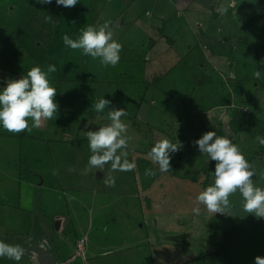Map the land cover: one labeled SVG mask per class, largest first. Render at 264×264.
<instances>
[{
	"label": "rangeland",
	"instance_id": "rangeland-1",
	"mask_svg": "<svg viewBox=\"0 0 264 264\" xmlns=\"http://www.w3.org/2000/svg\"><path fill=\"white\" fill-rule=\"evenodd\" d=\"M228 2L233 7L220 15L217 7ZM260 4L79 0L74 8H63L55 2L0 0V87L34 66L47 70L55 64L50 80L65 106L32 131L0 128V239L25 249L21 261L3 257L0 264H38L36 241L65 264H255L257 256L264 257V218L243 210L239 191L220 215L197 203L198 194L214 183L216 162L193 145L216 131L238 144L248 159L264 153L256 140L264 136ZM149 20L163 23L149 32ZM105 22L122 44L116 66L65 46V34L76 38L87 25ZM104 96L111 101L109 109L127 112L122 120L128 125L129 160L136 164L132 171L112 172L110 163L102 169L88 165L87 131L110 123L108 109L96 113L93 107ZM64 97L74 104L66 107ZM50 123L66 134L53 151L57 170H46L50 187L55 172L61 185L36 191L38 169L44 171L49 161L44 143L52 140L45 126ZM164 138L183 147L172 153L171 170L161 173L148 153ZM27 156L43 164H26ZM251 165L254 183L264 188V157ZM147 169L155 175L147 176ZM112 177L115 186L106 183ZM28 180L35 190L24 185ZM210 232L217 237L216 247Z\"/></svg>",
	"mask_w": 264,
	"mask_h": 264
},
{
	"label": "clouds",
	"instance_id": "clouds-1",
	"mask_svg": "<svg viewBox=\"0 0 264 264\" xmlns=\"http://www.w3.org/2000/svg\"><path fill=\"white\" fill-rule=\"evenodd\" d=\"M42 5L52 4L63 8H74L79 0H38ZM232 3H222L216 11L227 15ZM50 19V17H49ZM63 41L66 47L82 50L83 55L99 59L104 66H116L121 59L122 44L114 38L109 22L99 27L87 25L76 38L65 34ZM57 71L55 64L43 70L37 65L30 68L26 75L19 79H8L6 85L0 87V128L9 132L20 133L32 131L42 126L45 120L55 118L58 112L56 102L57 90L52 85L50 75ZM261 72H256L259 80ZM111 101L99 98L94 102L96 113L107 115L110 123L99 124L98 130L87 131V140L91 155L88 160L90 168L102 169L111 164L112 172H125L135 169L134 161L129 160L127 136L128 125L122 120L127 115L124 108L109 109ZM31 121V124H30ZM257 142L264 145V136H257ZM180 145H182L180 143ZM199 151L207 155L210 161H215V180L196 197L197 203L204 205L209 212L225 213L231 207L229 197L239 191L243 197V210L257 218H264V188L254 183L257 174L241 151L240 146L227 136L218 135L216 131H208L198 140ZM183 147V145H182ZM182 147L164 138L154 143L148 156L158 165L161 173L171 170L172 153ZM147 176H153L152 169H147ZM109 186H115V177L106 180ZM195 212L198 214L200 208ZM25 254L22 245L12 244L0 239V258L19 262ZM255 264H264V257L257 256Z\"/></svg>",
	"mask_w": 264,
	"mask_h": 264
},
{
	"label": "crops",
	"instance_id": "crops-1",
	"mask_svg": "<svg viewBox=\"0 0 264 264\" xmlns=\"http://www.w3.org/2000/svg\"><path fill=\"white\" fill-rule=\"evenodd\" d=\"M251 2H253V1H251ZM258 2L259 3H262V4H260V5H262V6H264L263 4H264V0H258ZM199 7H201V6H199ZM147 15L148 16H150L148 13H147ZM246 15H249V17H251V15H253V14H246ZM255 15H257V14H255ZM140 20V19H139ZM139 20H137L136 22H135V25L136 26H138L139 25ZM163 22H162V20L161 21H159L158 22V24H156V22H154V20H149L147 23H146V26H145V28H146V30H148L149 32H151V31H153L154 32V30H155V28L156 27H158L157 25H160V24H162ZM136 28H139V27H136ZM145 30V31H146ZM63 93H65L66 94V92H64L63 91ZM62 93V94H63ZM64 94V96H66ZM65 99H66V101H63V102H66L65 104L67 105L66 107H68V106H70V105H73L74 104V102H73V100H72V98H69V97H64ZM56 99V102L58 103V112L56 113V115H59L60 113H62V112H64V111H62V110H64V109H60L61 107H65V106H63V105H60L61 104V102H62V97H59V98H55ZM60 111H62V112H60ZM44 124H45V122H44ZM44 124H42V125H44ZM46 126V131H48L50 134H52V137H51V141H48L47 143H44V144H48V146H47V150L45 151V155H47V156H49V161L47 162V163H45L46 164V167L44 168V171L42 170V169H38V174H40V175H38V178H39V181H38V186H37V188H40V189H36V191H41V189L43 188V187H49V188H51V189H56V190H58V187H59V189H60V185H61V181L59 180V179H62L61 178V176H60V174L57 172H55V177H56V179L54 180L55 182L53 183V186L51 185V187H50V185L48 184V181H50V179H49V175H48V172L50 171V168H53V170H57V168H58V163H59V161H58V158H57V156H55V154L53 153V151H54V149L55 148H57V147H60L61 148V140H62V137L64 136V135H66L65 133H63L60 129H58L57 128V124L55 123H50V124H46L45 125ZM33 130V129H32ZM64 132H66V131H64ZM63 133V134H62ZM45 137H47L46 135L43 137V140H44V138ZM16 138V137H15ZM28 140V139H27ZM30 142H28V143H30V144H33V142H32V140H29ZM43 142V141H42ZM16 143V142H15ZM14 143V144H15ZM18 144H20L21 146H22V148L21 149H23V147H24V143H18ZM12 145H13V142L12 141H10L7 145H6V147H5V149L6 150H8V148H10V147H12ZM35 147V146H34ZM49 147V148H48ZM55 151H57L56 149H55ZM60 153V152H59ZM28 155H33V153H28ZM61 155V154H60ZM26 157V156H25ZM24 157V158H25ZM7 158H9V161L8 162H12L13 161V157H7ZM62 158H63V156H62ZM40 159H38L37 160V158H30L29 156H27V159L24 161L26 164H30V163H39L40 165L41 164H43V161L42 162H40L39 161ZM49 163V164H48ZM29 167H32L33 169H35L36 168V165L35 166H32V165H29ZM48 172H47V171ZM59 178V179H58ZM24 185H26L27 187H31V188H33L35 185L33 184V183H31V182H29V180L26 182V184H24ZM57 185V186H56ZM33 190H35L34 188H33ZM37 225V224H36ZM48 249V248H47ZM48 250H50L51 251V249H48ZM60 264H65V263H62V262H59Z\"/></svg>",
	"mask_w": 264,
	"mask_h": 264
},
{
	"label": "water",
	"instance_id": "water-1",
	"mask_svg": "<svg viewBox=\"0 0 264 264\" xmlns=\"http://www.w3.org/2000/svg\"><path fill=\"white\" fill-rule=\"evenodd\" d=\"M33 253L37 258L38 264H60L51 251L45 246H41L37 241L35 242Z\"/></svg>",
	"mask_w": 264,
	"mask_h": 264
},
{
	"label": "trees",
	"instance_id": "trees-1",
	"mask_svg": "<svg viewBox=\"0 0 264 264\" xmlns=\"http://www.w3.org/2000/svg\"><path fill=\"white\" fill-rule=\"evenodd\" d=\"M258 157H264V153L263 154H260V155H258V154H253V155H251L250 157H249V159L247 158V160L250 162V164L253 162V161H255ZM206 188V187H205ZM218 215H220L219 213H218ZM211 233V242H212V244H213V246H217L218 244H217V237L215 236V234H214V232H210ZM227 264H229V262L227 263Z\"/></svg>",
	"mask_w": 264,
	"mask_h": 264
}]
</instances>
